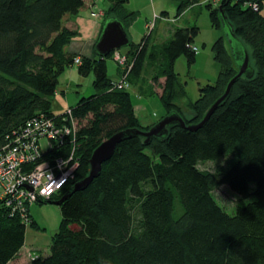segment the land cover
Returning a JSON list of instances; mask_svg holds the SVG:
<instances>
[{"label":"trees","instance_id":"16d2710c","mask_svg":"<svg viewBox=\"0 0 264 264\" xmlns=\"http://www.w3.org/2000/svg\"><path fill=\"white\" fill-rule=\"evenodd\" d=\"M107 1L99 39L107 21H120L128 32L139 17L127 9L129 0ZM175 1L179 18L201 0ZM94 6L93 0H0V151L13 145L30 122L44 117L71 130L64 138L66 148L48 155H73L79 164L64 189L40 202H60L71 194L58 206L62 219L49 254L36 255L32 264H264V0L206 6L215 29H224L223 13L228 18L250 53L255 76L241 77L196 131L188 126L202 122L238 74L225 37L213 45L219 77L200 88L197 101L187 102V116L178 102L188 93L174 65L181 56L190 66L196 62L193 43L199 28L176 29L159 45L152 43L151 33L138 45L131 41L127 53L119 51L126 62L116 81L107 66L114 53L102 59L95 49L93 57L69 52L79 31L65 25L66 16L74 19ZM76 57L81 58L79 75L93 74L95 93L56 114L52 100L59 79ZM147 68L154 72L152 80L162 84L160 101L166 110L153 126L143 124L131 93L122 87L140 82ZM172 113L184 119L185 128L168 127L167 135L149 144L133 133L148 132ZM124 132L133 136L118 145L100 176L73 192L89 176L94 151ZM210 163L214 171L202 169ZM224 186L239 196L234 214L213 195ZM29 218L31 229L45 230L30 209ZM27 231L19 217L0 205V264L20 254Z\"/></svg>","mask_w":264,"mask_h":264},{"label":"rangeland","instance_id":"374dc122","mask_svg":"<svg viewBox=\"0 0 264 264\" xmlns=\"http://www.w3.org/2000/svg\"><path fill=\"white\" fill-rule=\"evenodd\" d=\"M93 1L95 6L81 10L79 15V36L74 39L73 44H78L81 47H90L91 40H94L96 44L100 36L101 24H103L105 18H102V16L94 17V15L96 13L106 15V11L110 7V3L107 0ZM220 2L221 0H219L217 5H213L209 0H201L198 5L189 8L179 18H177L179 4L175 0H129L127 4L129 11L139 13L137 21L128 28L129 38L134 44H140L144 37L151 33L152 43L159 45L167 41L176 29L199 28L200 32L193 43V46L198 49L197 52L193 50L196 53V62L190 66L188 58L181 56L174 65V71L180 76L181 82L186 86L188 93V98L178 102L187 116L191 115L190 110L187 108V102L189 100L192 102L197 101L200 97V88L215 83L219 77L221 66L214 58V43L220 37H225L227 48L231 50L225 30H217L212 26L210 12L206 7L208 5L217 7ZM163 13L168 14L165 19L161 17ZM262 13L264 15V8ZM71 20L77 21L78 17L71 19L70 16H66L65 25L71 27ZM96 22L99 24L97 25ZM128 50L129 48L122 49L124 54ZM77 58L79 57H76L75 60ZM80 64L76 63L75 65L79 66ZM122 65V62L115 60V58L107 60L108 74L112 79L117 81L120 78L118 69L120 68V71L123 70ZM71 70V68H68L59 79L57 94L52 100V111L56 114L65 113L71 106H75L81 98L89 97L95 93L93 89V74L80 76L76 72L75 67L73 73H70ZM153 75V70L147 68L140 82L133 81L132 84L127 82L126 85L128 87L125 88L131 93L136 113L145 126H153L166 113L160 101L161 91L159 90L162 89V84L154 82L152 80ZM46 145L47 140L42 142L44 148ZM201 167L203 170L214 171L216 165L210 163ZM213 195L228 213H235L239 196L229 187L224 186L217 189ZM30 209L36 212L34 216L38 219L40 227L45 229L44 231L49 236L54 235L58 231L62 216L61 210L57 205L35 203ZM42 250L44 252L42 256H45L50 249L42 248ZM34 256L36 255L30 254V257L26 256L23 260H18L20 257H16L10 264H32Z\"/></svg>","mask_w":264,"mask_h":264},{"label":"built area","instance_id":"2783aa9c","mask_svg":"<svg viewBox=\"0 0 264 264\" xmlns=\"http://www.w3.org/2000/svg\"><path fill=\"white\" fill-rule=\"evenodd\" d=\"M209 1L213 5L219 3V0ZM252 7L259 9L257 5ZM101 16L102 14L97 13L94 15ZM193 50L198 51L196 47ZM113 58L122 64L126 62V57L119 51L114 53ZM80 60L77 58L75 64H80ZM122 87L127 88L128 85L122 84ZM70 134L71 130L67 126H54L52 119L36 118L28 124L13 145L0 151V205L11 216L19 217L28 229L31 228V206L50 200L64 189L79 167L73 155L68 158L57 155V152L48 155L57 148H66L64 138ZM45 140L47 145L44 148L42 142Z\"/></svg>","mask_w":264,"mask_h":264},{"label":"water","instance_id":"95a60500","mask_svg":"<svg viewBox=\"0 0 264 264\" xmlns=\"http://www.w3.org/2000/svg\"><path fill=\"white\" fill-rule=\"evenodd\" d=\"M224 30L227 34L228 41L231 48V54L234 58L236 66L238 68V74L229 82L225 90L224 95L210 108L202 122L195 126H188L191 131H196L203 127L210 119L212 114L218 109V107L227 100L234 84L246 77L252 79L255 76V70L252 66L251 56L244 45V43L237 37L233 27L230 25L228 18L223 13L222 15ZM129 34L124 28L123 24L117 20L107 21L102 35L95 46L96 52L102 59L107 58L110 54L128 47L130 45ZM180 125L186 127V122L177 113H172L161 122L151 128L148 132H133L134 134L141 135L146 138V144H149L153 137H162L168 134V127ZM132 132L119 133L104 141L93 153L90 160V173L87 178L77 183L73 189V192H78L86 189L94 179L100 176L103 164L111 160L116 148L120 143L133 136ZM72 192V193H73ZM71 194L66 195L60 202H49L50 205L60 206L62 202L68 199Z\"/></svg>","mask_w":264,"mask_h":264},{"label":"crops","instance_id":"0c3cea01","mask_svg":"<svg viewBox=\"0 0 264 264\" xmlns=\"http://www.w3.org/2000/svg\"><path fill=\"white\" fill-rule=\"evenodd\" d=\"M79 20H80V16H78V20L77 21L71 20L70 22H71L72 25L69 28L76 29V30L79 29L80 30ZM96 23H97V25L99 24L98 22H96ZM73 45H75V46H73ZM91 46L90 47L89 46L81 47L78 44H72L71 47L69 48V52L78 54L80 56L93 57L94 53H95L94 49H95V46H96L94 40H91ZM74 67L76 69V72L78 73V66H76V65L71 67L72 70H71L70 73H73ZM150 125H151V123H150ZM30 210H31V215H32L33 219L38 222V219L36 218V216H34L36 214V212L35 211L33 212L32 209H30ZM52 237H53V235L49 236L47 234V232H45V231L34 230V229L30 228L27 231L26 245L24 246V248L22 249L20 254L17 256V257H20L18 260H23L26 256L30 257V254L41 255L42 256V253H44V252H42L43 251L42 248H49L50 247V243H51ZM26 250H28V251H26ZM48 254L49 253L45 254V256H47Z\"/></svg>","mask_w":264,"mask_h":264}]
</instances>
